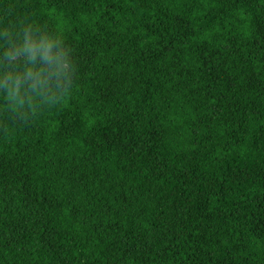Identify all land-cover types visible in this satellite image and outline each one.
I'll use <instances>...</instances> for the list:
<instances>
[{
    "label": "trees",
    "instance_id": "trees-1",
    "mask_svg": "<svg viewBox=\"0 0 264 264\" xmlns=\"http://www.w3.org/2000/svg\"><path fill=\"white\" fill-rule=\"evenodd\" d=\"M0 264H264V0H0Z\"/></svg>",
    "mask_w": 264,
    "mask_h": 264
},
{
    "label": "rangeland",
    "instance_id": "rangeland-1",
    "mask_svg": "<svg viewBox=\"0 0 264 264\" xmlns=\"http://www.w3.org/2000/svg\"><path fill=\"white\" fill-rule=\"evenodd\" d=\"M30 44L35 45L33 40L29 41ZM29 53L20 52L16 57H26ZM72 53L68 48H61L55 53H49L50 59L43 57V61L47 64L49 72L55 76H59V82L61 84L66 83V77L68 72L67 59L71 57Z\"/></svg>",
    "mask_w": 264,
    "mask_h": 264
},
{
    "label": "clouds",
    "instance_id": "clouds-1",
    "mask_svg": "<svg viewBox=\"0 0 264 264\" xmlns=\"http://www.w3.org/2000/svg\"><path fill=\"white\" fill-rule=\"evenodd\" d=\"M51 49V44H43L38 48L36 45L30 44L27 41L24 43V45L21 48V51L27 52L31 55L33 58V63H34V58L37 55L38 52H43L44 56L48 59H50L49 52ZM18 54V53H17ZM43 75L41 71H33L32 64L28 66V68L24 71L22 75L16 76V77H11L9 76V80L12 81L14 80V83L12 86L16 88L18 91L19 89L16 87L22 82V78L24 76H27L29 78H35L36 80H39V78Z\"/></svg>",
    "mask_w": 264,
    "mask_h": 264
}]
</instances>
